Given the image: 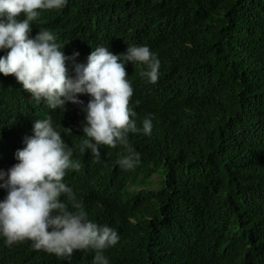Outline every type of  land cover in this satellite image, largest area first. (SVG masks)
Returning a JSON list of instances; mask_svg holds the SVG:
<instances>
[{
    "label": "trees",
    "instance_id": "1",
    "mask_svg": "<svg viewBox=\"0 0 264 264\" xmlns=\"http://www.w3.org/2000/svg\"><path fill=\"white\" fill-rule=\"evenodd\" d=\"M37 11L30 35L49 30L66 56L79 52L77 63L97 46L120 54L147 45L156 54L154 84L140 76L145 65H125L129 118L141 129L153 114L152 132L128 134L140 154L133 169L117 163L127 154L120 144L101 145L96 159L80 151L87 137L78 105L50 109L0 74V169L18 163L34 121L51 118L80 165L62 182L89 220L118 231L104 250L109 264H264V0H68ZM6 195L0 188V200ZM60 200L76 211L66 195ZM5 239L0 264L93 262L90 249L58 258L30 240Z\"/></svg>",
    "mask_w": 264,
    "mask_h": 264
},
{
    "label": "clouds",
    "instance_id": "2",
    "mask_svg": "<svg viewBox=\"0 0 264 264\" xmlns=\"http://www.w3.org/2000/svg\"><path fill=\"white\" fill-rule=\"evenodd\" d=\"M67 4L68 0H0V50H7L0 55V74L14 75L32 100L44 102L50 109L64 112L67 103L78 105L84 113L81 128L87 137L81 141L80 151L91 150L99 159L101 145L120 144L127 154L117 163L123 169H133L140 154L130 145L128 134L142 131L150 135L153 114L142 120L141 129L130 120L136 114L128 106L133 89L125 65H145L140 76L154 84L160 61L147 45H128L120 54L97 46L86 63H77L79 52L66 56L49 30L30 35L38 9H60ZM82 95L89 96L87 104L79 99ZM32 131L15 153L18 163L7 171L0 169V188L7 190L0 200V236L6 238L5 245L27 239L34 250L58 258L90 249L94 252L92 264H109L104 250L118 242V231L89 220L72 189L62 182L67 169L80 167L70 160L71 148L51 118L35 120ZM62 194L76 211L60 200Z\"/></svg>",
    "mask_w": 264,
    "mask_h": 264
},
{
    "label": "rangeland",
    "instance_id": "3",
    "mask_svg": "<svg viewBox=\"0 0 264 264\" xmlns=\"http://www.w3.org/2000/svg\"><path fill=\"white\" fill-rule=\"evenodd\" d=\"M159 179V176L157 174H152L149 178V180H151L153 183V187L156 188L157 187V180Z\"/></svg>",
    "mask_w": 264,
    "mask_h": 264
}]
</instances>
